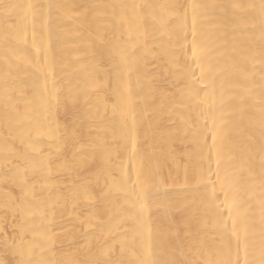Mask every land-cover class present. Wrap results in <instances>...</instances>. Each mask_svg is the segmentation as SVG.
<instances>
[{"label": "bare ground", "instance_id": "1", "mask_svg": "<svg viewBox=\"0 0 264 264\" xmlns=\"http://www.w3.org/2000/svg\"><path fill=\"white\" fill-rule=\"evenodd\" d=\"M0 264H264V0H0Z\"/></svg>", "mask_w": 264, "mask_h": 264}]
</instances>
